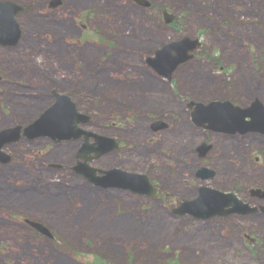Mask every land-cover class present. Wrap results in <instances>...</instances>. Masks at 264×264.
I'll list each match as a JSON object with an SVG mask.
<instances>
[{"label":"rangeland","instance_id":"obj_1","mask_svg":"<svg viewBox=\"0 0 264 264\" xmlns=\"http://www.w3.org/2000/svg\"><path fill=\"white\" fill-rule=\"evenodd\" d=\"M11 1L26 10L17 16L18 44H0V130L29 125L58 90L90 115L81 127L121 142L91 165L149 174L160 194L103 189L76 174L83 138L10 143L4 150L13 160L0 163V264H264L262 209L210 220L172 212L202 186L264 206L250 193L264 189V136L210 132L194 124L188 107L190 100L264 102V0H149L148 7L63 0L53 10L51 0ZM165 8L176 15L173 24L165 23ZM184 36L201 39L196 57L172 80L160 76L147 57ZM158 120L169 129L154 131ZM204 142L214 151L202 158ZM201 167L217 176L201 180Z\"/></svg>","mask_w":264,"mask_h":264},{"label":"water","instance_id":"obj_2","mask_svg":"<svg viewBox=\"0 0 264 264\" xmlns=\"http://www.w3.org/2000/svg\"><path fill=\"white\" fill-rule=\"evenodd\" d=\"M143 6H150L149 0H134ZM62 0H52L50 8L59 7ZM23 6L11 0H0V44L4 46L17 45L22 30L17 15L23 11ZM164 21L172 24L176 15L165 9ZM200 38L184 36L180 40L164 44L155 50L153 56L147 57V63L161 76L172 80L173 74L183 63L195 56L201 47ZM1 78V76H0ZM55 102L38 118L27 126L17 125L0 130V163L8 164L12 155L4 151L9 143L19 141L22 137L33 140L49 137L56 142L84 139V143L77 153V164L74 167L78 174L84 175L96 186L104 188H124L134 192L156 195V189L147 175L126 171L122 168L102 170L91 165L119 147L116 139L86 130L81 124L91 120L90 115L80 112L77 103L71 96L54 90ZM188 106L192 109L193 122L212 131L230 134H247L250 132L264 134V102L257 97L249 105L241 106L231 100H212L208 103L190 100ZM153 129L159 131L167 126L162 120L155 121ZM94 139L91 142V139ZM210 145L204 142L198 149L204 155ZM101 172L103 175H98ZM214 170L207 167L200 168L198 176L208 179L214 175ZM155 189V190H154ZM263 189H258V192ZM200 196L195 200H185L173 211L183 215L192 214L198 219H209L214 216H229L234 213L250 214L258 210L249 203L241 200L235 193H226L217 189L203 186ZM264 209V207H263ZM37 231L52 236L50 229L43 223L26 219Z\"/></svg>","mask_w":264,"mask_h":264},{"label":"flooded vegetation","instance_id":"obj_3","mask_svg":"<svg viewBox=\"0 0 264 264\" xmlns=\"http://www.w3.org/2000/svg\"><path fill=\"white\" fill-rule=\"evenodd\" d=\"M50 4H51V1L49 2V5H48V7H49V9H51L50 8ZM63 4H64V1L62 0V3H61V5L58 7V8H60V7H62L63 6ZM57 8V9H58ZM26 10V7L24 6V9H23V12ZM0 80H2V78L0 79ZM169 127H170V124L169 123H167V126L164 128V129H169ZM151 128L153 129V126H151ZM163 129V130H164ZM154 130V129H153ZM161 131V130H160ZM158 132V131H157ZM210 132H214V131H210ZM214 133H219V132H214ZM219 134H224L225 136H230V137H233V136H235V137H240V136H242V137H247L249 134H247V135H239V134H234V135H232V134H226V133H219ZM262 136H264V135H262ZM117 142L119 143V147L117 148V149H115V151H117L118 149H120L121 148V142L120 141H118L117 140ZM209 144H210V148L206 151V153L204 154V155H201V153H200V150L199 149H197V152L199 153V155H200V157H202V158H205V157H208V156H211V153H213V149H214V145L212 144V143H210V142H208ZM52 167H55V168H61L60 166H52ZM200 169V168H199ZM199 169H198V171H197V173H196V176L198 177V178H200L199 176H198V172H199ZM212 169V168H211ZM74 170V169H73ZM212 170H214V175L212 176V177H210L209 179H213V178H215L216 176H217V170H215V169H212ZM147 176H148V178L150 179V181H151V183L153 184V188H155L157 191H156V195L155 196H150V195H143V196H147V197H150V198H155V197H157L159 194H160V189L157 187V185L155 184V182L153 181V178L149 175V174H146ZM201 179V178H200ZM209 179H207V180H209ZM201 180H203V179H201ZM203 181H205V180H203ZM154 189V190H155ZM258 189H260V188H257V187H255V188H252L251 190H250V193H251V197H253V198H255V199H257V200H259V201H264V195H261V194H263V192L262 191H260V193H258V192H254V191H258ZM261 189H263V188H261ZM113 190V189H112ZM114 190H121V191H127V192H131V193H134V194H137V195H141V194H138V193H135V192H133L131 189H122V188H120V189H118V188H114ZM264 190V189H263ZM235 193V192H234ZM237 194V193H236ZM199 196H200V194H199ZM198 196V197H199ZM237 196L238 197H240L238 194H237ZM197 197V198H198ZM246 202H248V201H246ZM257 207H259L260 209H262V211H263V214H264V209H263V206H257ZM257 213H259V210H257L256 212H254V213H252V214H249V215H255V214H257ZM173 214H176V213H174L173 212ZM232 215H234V214H232ZM241 215V214H240ZM192 216V215H191ZM231 215H229V216H218V217H230ZM244 216H247V215H244ZM193 218H194V216H192ZM195 219V218H194ZM246 236H248L247 234H246ZM252 238V237H251ZM253 241H255L256 242V239L255 238H253L252 239Z\"/></svg>","mask_w":264,"mask_h":264},{"label":"trees","instance_id":"obj_4","mask_svg":"<svg viewBox=\"0 0 264 264\" xmlns=\"http://www.w3.org/2000/svg\"><path fill=\"white\" fill-rule=\"evenodd\" d=\"M164 264H177L176 262H174V261H167L166 263H164Z\"/></svg>","mask_w":264,"mask_h":264}]
</instances>
